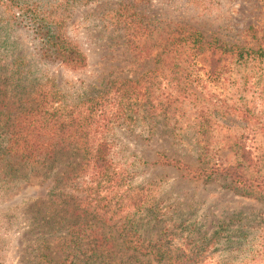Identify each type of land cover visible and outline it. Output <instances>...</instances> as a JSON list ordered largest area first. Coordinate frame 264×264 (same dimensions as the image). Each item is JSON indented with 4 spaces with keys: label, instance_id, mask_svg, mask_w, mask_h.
Masks as SVG:
<instances>
[{
    "label": "rangeland",
    "instance_id": "rangeland-1",
    "mask_svg": "<svg viewBox=\"0 0 264 264\" xmlns=\"http://www.w3.org/2000/svg\"><path fill=\"white\" fill-rule=\"evenodd\" d=\"M47 30L63 34L85 65L40 58L38 36ZM196 30L237 45L205 46L195 57L184 38L186 58H171L172 43L154 61L170 37ZM28 96L73 121L85 118V145H110L121 184L101 189L106 208L100 200L86 214L76 202L74 220L92 224L77 242L104 239L125 264H156L123 248L128 229L120 225L134 222L139 241L161 239L190 264H264V197L235 193L223 177L193 176L210 163L241 162L245 176L264 178V0H0V111L13 114L19 100L30 106ZM169 160L187 168L162 163ZM2 182L0 264H97L83 260L79 246L65 248L56 226L37 259L34 240L45 230L31 220L48 186ZM73 194L79 200L82 192ZM54 219L62 222L64 212Z\"/></svg>",
    "mask_w": 264,
    "mask_h": 264
},
{
    "label": "trees",
    "instance_id": "trees-1",
    "mask_svg": "<svg viewBox=\"0 0 264 264\" xmlns=\"http://www.w3.org/2000/svg\"><path fill=\"white\" fill-rule=\"evenodd\" d=\"M39 35L41 44L38 56L40 58L73 68L85 65V55L76 46L70 44L63 34L47 30L39 32ZM184 38L191 44L193 49L191 54L195 57L204 50L205 46L211 49V52L214 50L230 52L237 45L227 44L214 37L208 41L196 30L186 36L170 37L169 44L162 45L158 51L154 52V61L164 59L172 43L171 58L177 60L186 58V49L183 48ZM27 98L26 102L30 106L22 103L24 100H19L13 108V114L0 111V180L3 179L2 183L19 180L48 186L44 206L40 202L35 203L36 205L42 204L40 207L33 205L34 212L31 221L43 222L40 228L45 230V232H39L34 240L38 247L37 259H42L47 255L46 252H42L47 247L45 245L46 236L53 233L54 226H56L62 229L64 234L63 237L58 236L64 240L62 245L65 248L79 246L77 248H79L81 257L86 256L82 257L83 260L87 261L93 257L92 261H96L97 264H125L113 254L111 255L109 247L114 246L113 242H107L104 239L77 242L78 236L82 237L84 234L91 233L92 224L83 220H74V211H72L78 201L86 214L88 206L92 203L99 204L100 200H103L102 204L98 205L100 209L109 206L105 197L99 196L101 189H113L121 184L109 158L110 145L104 139L91 145H85L82 142V139L88 135L85 118L81 120L76 118V121H73L66 116L63 108L46 103V100L42 98L37 100L32 96ZM1 105L3 104L0 103ZM70 138H74L75 141ZM244 157V151L241 150L240 158L245 160ZM162 163L171 164L178 170L187 168L185 164L177 160ZM241 165V162L235 164L210 163L207 170L202 169L198 174L193 172V176H202L205 181L212 180L216 176L223 177L227 181L228 188L235 193L263 198L264 178L256 180L245 176L240 170ZM76 191L82 192L79 200L73 194ZM42 208L43 216H39L38 213L40 214ZM62 210H65L63 211L64 220L55 221L54 217L63 213ZM83 214L82 211L80 216ZM127 223L129 224L120 225V230L124 227L128 229L126 236L121 234L123 248H130L142 255L150 254L149 260L156 264L162 262L164 264H190L193 261L192 258L186 257L180 248L175 249L163 243L161 239L139 241L132 228L134 222ZM67 252L75 254L76 250Z\"/></svg>",
    "mask_w": 264,
    "mask_h": 264
}]
</instances>
